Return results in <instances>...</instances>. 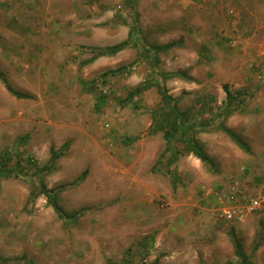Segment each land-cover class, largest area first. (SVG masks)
<instances>
[{
	"label": "rangeland",
	"instance_id": "374dc122",
	"mask_svg": "<svg viewBox=\"0 0 264 264\" xmlns=\"http://www.w3.org/2000/svg\"><path fill=\"white\" fill-rule=\"evenodd\" d=\"M136 9L148 41L182 39L156 66L138 47L83 65L128 38L134 17L123 0H0V70L32 96L0 80V169L10 171L0 178V257L239 264L238 240L250 264H264V0H137ZM177 71L190 79H166L168 91L216 168L193 155L172 162L182 144L167 151L151 132L159 73ZM40 181L61 187L74 221L57 216ZM253 199L261 208L247 212ZM229 208L243 219H227Z\"/></svg>",
	"mask_w": 264,
	"mask_h": 264
},
{
	"label": "trees",
	"instance_id": "16d2710c",
	"mask_svg": "<svg viewBox=\"0 0 264 264\" xmlns=\"http://www.w3.org/2000/svg\"><path fill=\"white\" fill-rule=\"evenodd\" d=\"M137 0H123V4L128 9H131L134 17V23L132 25L131 31L129 32L128 38L122 42L117 44L107 46L105 48L99 49V52L91 59L84 61L83 65L90 63L98 56L101 55H115L127 48L130 47H138L141 51L139 52L140 56L145 57L149 62L152 63L153 66H156L159 62V54L161 52H166L169 49L181 45L182 39L177 41H172L166 44H158L152 43L146 39V36L143 32V29L140 26L138 19V12L136 9ZM135 37V38H134ZM126 70V67H120L116 71L118 73H123ZM170 77H182L186 79H190L187 76V73L184 71L177 72H160L159 78L160 82L156 84L158 93L160 95L159 104L151 110L152 117V133L162 132V136L166 141L167 151H171L173 147H175V142H180L182 145L178 147L176 151L172 154V162L177 161L178 158L182 155H193L197 159H199L206 167L209 169L216 168L215 162L210 158V156L206 153L203 146L195 138V127L196 124H188L190 121L187 112L182 111L179 108V99L173 97L166 86V79ZM0 80L3 83L6 90L12 94L13 96L20 99H30L31 95L18 91L13 88V86L7 80L5 74L0 70ZM151 82H146L141 86L136 87L131 90L129 93L130 97H133L136 94H140L143 90L151 87ZM228 99L232 100V96L229 92H227ZM234 99V98H233ZM99 99V103L103 102ZM222 110V109H221ZM220 117H226L227 114L223 113L219 115ZM206 122L200 124L203 127H206ZM220 127L240 146H244L241 138L232 130L226 128L223 122H220ZM52 158L54 160L57 158L55 151L52 149ZM54 159V160H53ZM10 175L9 170H1L0 169V178H7ZM61 191V187L56 189H49L44 182L40 181L39 184V192L44 195L48 201V203L52 206L54 212L60 219L65 220V222H72L77 218V213H69L67 212L59 201V193ZM35 197V196H34ZM235 245V254L239 257V264H250L248 256L243 251L241 243L236 240L234 242ZM0 264H9V261L0 257Z\"/></svg>",
	"mask_w": 264,
	"mask_h": 264
},
{
	"label": "built area",
	"instance_id": "2783aa9c",
	"mask_svg": "<svg viewBox=\"0 0 264 264\" xmlns=\"http://www.w3.org/2000/svg\"><path fill=\"white\" fill-rule=\"evenodd\" d=\"M261 208V201L258 199H253L251 200L248 205L245 207L247 212L255 211L257 209ZM224 215L227 219L232 220V219H243V214L240 209L236 208H229L224 210Z\"/></svg>",
	"mask_w": 264,
	"mask_h": 264
}]
</instances>
